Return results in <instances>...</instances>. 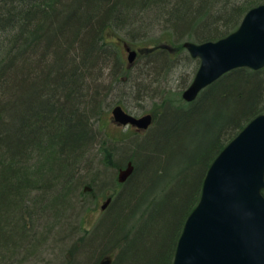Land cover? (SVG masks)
<instances>
[{
  "label": "trees",
  "instance_id": "16d2710c",
  "mask_svg": "<svg viewBox=\"0 0 264 264\" xmlns=\"http://www.w3.org/2000/svg\"><path fill=\"white\" fill-rule=\"evenodd\" d=\"M263 3L0 0V264L27 263L44 244L53 218L63 220L73 206L69 180H78L84 161L99 157L114 169L126 161L127 140L108 133L102 119L116 104L130 110L127 94L114 97L128 83L124 87H139L138 98H160L155 128L129 157L133 174L124 183L117 178L106 216L93 229L84 228L65 264H98L109 248H118L112 264H173L211 163L264 113V67L233 69L188 102L165 85L176 49H137L131 31L137 25L149 35L146 15L155 14L191 41L218 40ZM123 35L129 36L123 46L138 51L133 64L120 46ZM176 47L185 49L183 43ZM87 184L84 191L88 186L93 194L94 185Z\"/></svg>",
  "mask_w": 264,
  "mask_h": 264
},
{
  "label": "water",
  "instance_id": "95a60500",
  "mask_svg": "<svg viewBox=\"0 0 264 264\" xmlns=\"http://www.w3.org/2000/svg\"><path fill=\"white\" fill-rule=\"evenodd\" d=\"M185 48L200 65L183 98L192 102L225 73L240 67H264V3L251 8L239 27L218 40H187ZM128 61L138 52L124 43ZM116 123L146 131L152 113L135 115L112 108ZM129 161L118 172L124 183L133 174ZM264 113L252 119L218 154L204 178L199 202L178 240L173 264H264ZM90 190V187H86ZM113 200L101 205L106 210ZM100 264H112L106 257Z\"/></svg>",
  "mask_w": 264,
  "mask_h": 264
},
{
  "label": "rangeland",
  "instance_id": "374dc122",
  "mask_svg": "<svg viewBox=\"0 0 264 264\" xmlns=\"http://www.w3.org/2000/svg\"><path fill=\"white\" fill-rule=\"evenodd\" d=\"M146 18L151 26L149 27V29H151L147 33L149 35L141 34L142 29H138L137 25H134L133 27L136 28L131 31L135 34L134 38L131 35L133 46L135 48L145 50L146 47H161L163 45H167L169 49L172 50L175 48L178 52H180L181 49L176 46L190 40L187 35L178 34L175 31L174 26L168 25L169 27L167 28L164 25L163 20L159 17H155V14H147ZM127 37L129 36L124 37L123 35V40H118L122 49H124L123 42L127 40ZM176 50L171 52L173 60H169L167 63V67L171 74L168 83L165 85L170 86L174 92L177 93V96L181 95L183 98L182 92L191 84L199 64L191 63L189 61L187 57L189 52L186 48L180 53L176 52ZM124 52V56L127 59L125 49ZM137 74L138 73L135 70H132L131 76L133 78L138 77ZM126 85L128 86L129 83ZM126 85H123V88L118 89L115 92L114 97H121L127 94L130 112L135 115H143L145 113H153L154 110L158 111L161 109L159 97L145 96L144 98H138L137 96L140 94L138 92L139 87L137 85L134 88L124 87ZM109 109L110 110H107L106 113L103 114L102 124L106 128L105 130L113 137L127 140L130 150H127L126 161L121 167L116 169L104 165L99 157H95V159L89 158L87 160L88 162L84 161L82 170L77 173L78 180L74 181L72 178L69 180V185L74 187L72 190L74 194L72 196L73 206L69 207L63 220H60L58 217L53 218L50 228L51 231H45V237L43 238L44 244L34 250L33 253L29 254L27 263L23 264H65V262L69 260L68 257L71 256V250L76 246V240L85 234V232H83L85 231L84 228L93 229L96 224L106 216L107 211L101 209V205L107 197L111 196L110 194L113 191H117L119 169L123 168L128 163L129 157L136 156L152 129L155 128L153 125L149 130L139 134L133 128L121 127L114 122L111 108ZM119 151L121 152V150ZM138 160L139 164H142V156H139V159L137 158V161ZM177 163L178 159L177 156H175L171 159L169 164L173 166L177 165ZM85 167L88 169H85ZM87 183L94 185L95 190L93 194L87 193L90 190L87 192L84 191L85 186L88 185ZM139 208H143V205ZM132 221L135 222V218H133ZM138 222L139 220L137 223ZM131 225L132 223H130V226ZM33 249L34 247L29 248V251H32ZM110 250H113L111 253L115 252L114 255L116 252L118 253V248H109L100 256L98 264L107 257L106 256L104 258L106 254L111 255ZM23 256L25 257L24 254Z\"/></svg>",
  "mask_w": 264,
  "mask_h": 264
},
{
  "label": "bare ground",
  "instance_id": "6f19581e",
  "mask_svg": "<svg viewBox=\"0 0 264 264\" xmlns=\"http://www.w3.org/2000/svg\"><path fill=\"white\" fill-rule=\"evenodd\" d=\"M117 105H120V104L113 105L112 108H114V107L117 106ZM112 108H111V109H112ZM110 253H111V252H110ZM106 256L111 257V258H112V257L114 258V256H113L112 254H111V255L106 254V255L104 256V258H105ZM113 258H112V262H113ZM102 259H103V258H102ZM100 263H101V261H100ZM100 263H99V264H100Z\"/></svg>",
  "mask_w": 264,
  "mask_h": 264
},
{
  "label": "flooded vegetation",
  "instance_id": "af4514ba",
  "mask_svg": "<svg viewBox=\"0 0 264 264\" xmlns=\"http://www.w3.org/2000/svg\"><path fill=\"white\" fill-rule=\"evenodd\" d=\"M131 128H133L137 133H139L136 127H131Z\"/></svg>",
  "mask_w": 264,
  "mask_h": 264
}]
</instances>
